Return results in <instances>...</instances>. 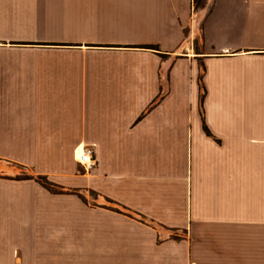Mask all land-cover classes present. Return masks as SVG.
Wrapping results in <instances>:
<instances>
[{"label":"crops","instance_id":"0c3cea01","mask_svg":"<svg viewBox=\"0 0 264 264\" xmlns=\"http://www.w3.org/2000/svg\"><path fill=\"white\" fill-rule=\"evenodd\" d=\"M19 13L59 36L0 34V161L104 201L68 214L79 196L0 177V264H41L26 238L69 218L80 264H264V0H0Z\"/></svg>","mask_w":264,"mask_h":264},{"label":"rangeland","instance_id":"374dc122","mask_svg":"<svg viewBox=\"0 0 264 264\" xmlns=\"http://www.w3.org/2000/svg\"><path fill=\"white\" fill-rule=\"evenodd\" d=\"M58 17V15H48V14H43V13H34V14H27V13H19V14H0V34H2V37L6 38L7 40H15L14 42L19 43V45L22 44V46H37V43H44L45 39L46 40H50L51 38H58L59 36V30L56 29V27H58V24L55 23L54 21H58V19H55L54 17ZM3 21V22H1ZM9 42V41H7ZM12 42V41H11ZM38 46H42L41 44ZM33 51H25V50H19L18 53H31ZM29 63V62H28ZM26 63V64H28ZM24 63L20 62V69L21 71H24ZM81 166V165H80ZM14 167V168H12ZM82 170L84 172L85 169L81 166ZM88 172V171H87ZM32 177V179L29 180H33L36 181L37 183H40V179L38 178H43V176L47 177V175L44 174H37L33 169L29 168V167H25L24 165H13L10 163H7L5 161H0V177H2V179L4 180H12L15 179L17 177ZM49 179V178H48ZM21 180H26V179H20ZM40 180V181H39ZM49 181H51L49 179ZM53 182V181H51ZM54 183V182H53ZM57 184V183H55ZM42 185V184H41ZM58 188H56L57 191H59V193H70L73 195H77L79 196V198L83 201V204L80 202H65L64 206L67 209L68 214H91L92 212V208L97 207L99 205V203L97 202V200L100 199V201H104L103 197H99L98 193L94 190H92L89 187H82L80 189H78L76 191V189H72L69 191H66L65 189H62L61 186L59 184ZM43 186V185H42ZM27 189V188H26ZM48 190V189H47ZM50 191V190H49ZM19 195L21 197H28L30 195V191H26L24 188L21 187V189L19 190ZM51 192V191H50ZM28 193V194H27ZM53 193V192H52ZM3 194V195H2ZM2 197H9L10 195V189H7L6 187H4V191H1ZM31 197H34L33 195H31ZM105 205H108V203H106ZM113 205V204H112ZM116 207L118 209H120V207L118 206H113ZM3 208V207H2ZM6 208V207H4ZM11 208L13 210V207H8ZM112 208V207H111ZM115 209V208H112ZM12 210H5V213H8ZM14 212L18 213L19 216L21 217L22 215H27L30 220L31 215L34 214V212H36V206H34L31 203H26L24 205H20L18 207H14ZM25 218H28V217ZM20 219V218H19ZM23 220V219H20ZM62 222H52V223H48L51 224V226H47L46 230L48 229V234L51 232V230H55L53 228L54 224H67L65 225L66 227L63 228L61 231V233H59L58 231H55L56 233L53 236H47L44 235L41 238L38 237H34L31 235H29L26 238V241L28 240L29 242H33L34 246H39L40 245V249L42 251L41 255L39 254V262H41V264H45L46 260L43 257L44 255H47L50 259V263H46V264H56L55 262H59L62 259L64 261H66V264H80L78 263L81 259L78 253L75 252L76 249V244L77 243V231L74 230L75 225H76V221L75 219L69 218L67 221H65V223ZM20 223V222H19ZM15 224V223H14ZM37 224L36 222L32 221V222H27V225H30L29 227L33 230V231H39V229L37 228V226L35 225ZM38 225V224H37ZM14 230L16 229V227H13ZM24 228H20L19 232L20 234L23 232ZM11 230V228H10ZM43 231V230H42ZM33 233V232H32ZM24 234H28L27 232ZM46 234V231L45 233ZM22 236V235H21ZM55 240L52 244L49 243L50 240ZM37 241V243H36ZM41 241V243H40ZM82 242H84L85 245V240H83ZM48 244H50V246H48ZM25 245L22 244L21 247ZM31 246V245H29ZM37 249V248H36ZM34 249V250H36ZM49 250L50 254H47L48 252H44ZM18 254V252L16 253V255ZM18 258L17 261H21V256L20 253L18 254ZM79 258V259H78ZM48 259V261H49ZM47 261V262H48ZM53 262V263H52ZM59 264V263H58ZM62 264V261L61 263ZM81 264H91V262H85V263H81Z\"/></svg>","mask_w":264,"mask_h":264},{"label":"built area","instance_id":"2783aa9c","mask_svg":"<svg viewBox=\"0 0 264 264\" xmlns=\"http://www.w3.org/2000/svg\"><path fill=\"white\" fill-rule=\"evenodd\" d=\"M75 160L85 169L90 171L97 164L94 149L91 146H83L79 155L77 154V148L75 149Z\"/></svg>","mask_w":264,"mask_h":264},{"label":"trees","instance_id":"16d2710c","mask_svg":"<svg viewBox=\"0 0 264 264\" xmlns=\"http://www.w3.org/2000/svg\"><path fill=\"white\" fill-rule=\"evenodd\" d=\"M146 47H148V48H156L153 45H149V46H146ZM15 179H17V180H20V179L29 180V179H32V177H30V176L22 177V178L17 177ZM38 179L41 180V181L40 180L39 181L45 188H47L48 190H50L53 193H59V191L56 190V188H58V185L53 183V182H51V181H49V179L47 177L43 176V178L41 177V178H38Z\"/></svg>","mask_w":264,"mask_h":264}]
</instances>
